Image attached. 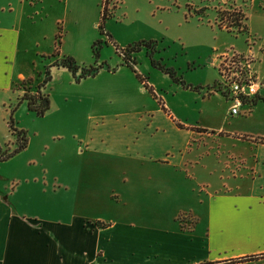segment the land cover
I'll use <instances>...</instances> for the list:
<instances>
[{
	"label": "rangeland",
	"instance_id": "obj_1",
	"mask_svg": "<svg viewBox=\"0 0 264 264\" xmlns=\"http://www.w3.org/2000/svg\"><path fill=\"white\" fill-rule=\"evenodd\" d=\"M90 2L21 0L10 8L3 7L11 13L1 22L15 27L17 34L13 40L3 42V52H6L0 55V152L8 154L17 147L15 133L19 131L24 134L26 147L0 162V193L26 214L54 209L88 210L91 219L117 221L126 218L138 226L187 231L196 219L187 214V210H177L187 200L170 195L163 199L160 210L153 206L148 210V199L155 202L146 197L152 196L150 183L146 191L139 190L129 199H116L113 194H108V186L100 182L98 186L93 185L95 189L92 190L98 192L96 206L74 198L81 183L83 162L88 157L83 146L89 125L87 118L96 114L108 116L117 111L116 93L120 90L126 89L138 100L148 97H140L135 92L136 87H141L135 77L128 82L123 75L107 76L106 70L123 67V62L114 47L106 42L101 30L96 28L100 0L96 8ZM65 5L67 10L63 14ZM106 10L109 16L104 20L103 31L110 34L111 44L118 50L133 48L140 42H152L149 47L143 45L130 53L133 70L159 87L157 97L163 100L165 95L166 101H172L175 107L181 108L180 102L190 99L192 103V100L172 87L167 89L163 75L168 74L152 67L151 61L172 73L175 79L170 78V82L174 86L189 89L190 84L197 85L192 89L199 88L204 93L205 101L201 107L220 115L227 102L219 92L209 97L205 89L221 83L216 72L221 56L233 55L237 60H248L249 72L260 84L259 89H264V0H108ZM235 12L245 18L238 25L243 32H237L234 27L226 31L219 26L227 25ZM219 18L221 23H218ZM96 42L99 45L93 52L92 45ZM61 57L74 61L75 76L83 68L101 67L94 76L75 82L72 75L59 66ZM211 59H214L213 63L208 62ZM149 68L158 73H149ZM46 70L50 79L42 92L47 96L48 109L36 116L19 98L24 91L35 92ZM20 77L30 80L17 86ZM188 81L191 83L187 84ZM240 109L249 112L238 117L240 123L234 124L233 129L242 135H246V131L264 133V99H257ZM204 113L189 116L186 110H181L180 115L187 121L206 124ZM247 116L249 119L244 121ZM225 140L217 135L194 133L191 145L199 144V163L203 166L196 177L197 182L202 179L214 181L220 168L228 173L224 161L233 170L232 161L224 160L227 154L217 149V143ZM209 170H213L210 175ZM103 172L106 181L121 187L112 169ZM88 176L96 182L94 173H87ZM189 186L198 190L192 181ZM105 220L101 223H106ZM113 236L117 242L107 246L106 259L92 264H167L181 253L178 245L165 242L161 236L152 235L142 240L135 234V239L120 230L113 231Z\"/></svg>",
	"mask_w": 264,
	"mask_h": 264
},
{
	"label": "crops",
	"instance_id": "obj_2",
	"mask_svg": "<svg viewBox=\"0 0 264 264\" xmlns=\"http://www.w3.org/2000/svg\"><path fill=\"white\" fill-rule=\"evenodd\" d=\"M20 2L0 0L1 56L6 52H3V42L13 40L17 34L15 27L1 22L11 13L3 7L10 8ZM90 3L96 8L98 0H91ZM66 10L65 5L63 14ZM106 34L110 37L109 33ZM208 62L213 63L214 59ZM121 69L124 67L106 70L107 76L116 78L123 75L128 82L131 81L134 74L129 69ZM148 71L151 73L154 70L149 68ZM139 76L141 87H136L135 92L140 97L147 95L146 100L131 97V93L124 88L116 93L119 100L115 107L117 111L108 116L96 114L87 118L89 125L83 146L88 159L83 162L81 183L75 190L74 198L83 204L96 206L98 192L92 190L100 182L108 186V194H113L116 199H129L139 190L146 191L150 183L152 196L146 197L155 202L148 199V210H152V206L160 210L163 199L176 195L187 200L177 210H187L196 222L187 231H163L129 223L126 218L117 221L99 217L91 219L88 210L67 212L54 209L26 214L24 210H17L14 202L6 201L0 193V264L101 262L108 256L107 246L117 242L113 236L115 230L125 231L132 237L140 235L142 240L154 235L161 236L165 242L175 243L181 248V253L167 264H264V133L246 131V135H242L233 129L240 123L238 117H244L249 110L239 108L236 115H229L227 103L221 115L204 110L201 107L205 101L204 93L192 89L197 85L190 84L189 89L179 88L163 75L167 89L172 87L192 100V103L190 99L180 102L182 107L177 108L172 101H166L165 95L163 100L157 97L159 87L146 77ZM20 79L17 86L30 80ZM142 85L151 91L152 96L149 92L145 94ZM261 98L264 99V89L258 88L252 102ZM181 110H186L189 116L205 111L206 124L183 119ZM247 119L249 116L243 120ZM251 129L256 131V128ZM194 133L226 139L217 143V149L227 154L224 160L232 161L233 170L227 167L226 161L223 163L229 174L220 168L214 181H196L203 166L199 163V144L195 147L191 145ZM105 169L116 173L121 187L106 181L103 176ZM212 172L209 170V175ZM87 173H94L96 182H93V177H87ZM191 181L198 190L189 186ZM104 220L107 221L105 227L95 226V222Z\"/></svg>",
	"mask_w": 264,
	"mask_h": 264
},
{
	"label": "trees",
	"instance_id": "obj_3",
	"mask_svg": "<svg viewBox=\"0 0 264 264\" xmlns=\"http://www.w3.org/2000/svg\"><path fill=\"white\" fill-rule=\"evenodd\" d=\"M108 0H100V12H99V24L97 25V29L101 30V34L104 35L106 42L108 44H110L112 47H114V51L116 54H118L121 57V60L123 62L122 66L129 69L133 74L134 77L141 83V80L138 76V74L135 73V71L133 70V62L130 60V53L133 50H138V48L140 46H147L149 47L152 42L149 43H136L133 45V48L127 47L126 49H122V50H118L113 44H111V39L109 37V35H107L106 33H104L103 31V23L104 20L107 18V16H109V14L107 13L106 10V4H107ZM241 13L239 14V12H235L232 13V17L234 18H229V21L227 23V25H221L219 24V26L221 28H223L224 30L228 31L230 28H237V32H243L241 29H239L238 25H239V21H245V18L242 16L241 18ZM239 18V19H237ZM222 19L219 18L218 23H221ZM243 29H246V27L244 26ZM239 30V31H238ZM58 35L55 37L57 38ZM99 45V42H96L95 44L92 45V51H95V47H97ZM59 66L62 67L63 69H65L67 72H69L72 75V78L75 80V82H77L80 79H84L87 77H92L95 75V73L97 72V70L101 67H88V68H83L79 71V74L77 76H75L76 74V66L74 64V61L69 58V57H61L59 60ZM56 65V64H55ZM151 66L165 72L166 74H168L169 78H171L172 80H174L175 78L172 77V73H170L167 69H163L162 67H160L158 64H156L155 62L151 61ZM50 77H49V73L48 70H46L44 72V78L41 84L37 85L35 87V92L32 94H29L28 92L24 91L19 100L23 101L25 103L26 109L28 111L33 112L36 116H41L47 109H48V99L47 96L42 92V89L44 87V84L47 83L49 81ZM181 83V82H180ZM19 85V84H18ZM186 87V86H184ZM144 90H146L147 88L144 86L143 87ZM195 90H198L199 88H194ZM206 91V95H209V93H214V92H219L221 94V96L223 97V94L219 88V83H215L213 84L211 87H207L205 89ZM148 92L151 94V91L148 89ZM251 104H253V102H251ZM177 127H181L179 124H176ZM16 136V148L11 152V153H1L0 152V162L3 160H6L7 158H9L11 155L22 151L25 146H26V139L24 137L23 132H16L15 133ZM95 226L97 228H103L106 226V224H103L101 222H95Z\"/></svg>",
	"mask_w": 264,
	"mask_h": 264
},
{
	"label": "built area",
	"instance_id": "obj_4",
	"mask_svg": "<svg viewBox=\"0 0 264 264\" xmlns=\"http://www.w3.org/2000/svg\"><path fill=\"white\" fill-rule=\"evenodd\" d=\"M220 58L216 68L221 80L219 88L229 104V115H236L240 107L251 104L260 84L249 72L248 60H237L233 55Z\"/></svg>",
	"mask_w": 264,
	"mask_h": 264
}]
</instances>
